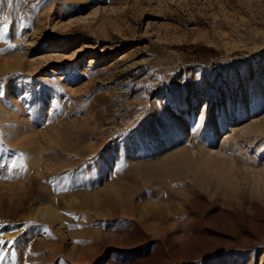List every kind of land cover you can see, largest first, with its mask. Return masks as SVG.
<instances>
[{
    "label": "rangeland",
    "instance_id": "374dc122",
    "mask_svg": "<svg viewBox=\"0 0 264 264\" xmlns=\"http://www.w3.org/2000/svg\"><path fill=\"white\" fill-rule=\"evenodd\" d=\"M0 264H264V0H0Z\"/></svg>",
    "mask_w": 264,
    "mask_h": 264
},
{
    "label": "bare ground",
    "instance_id": "6f19581e",
    "mask_svg": "<svg viewBox=\"0 0 264 264\" xmlns=\"http://www.w3.org/2000/svg\"><path fill=\"white\" fill-rule=\"evenodd\" d=\"M179 157V156H178ZM178 157H177V160H178ZM174 158V157H173ZM173 158H172V160H173ZM183 160V159H182ZM187 160V159H186ZM174 161V160H173ZM180 161V160H179ZM185 161V160H184ZM172 162V161H171ZM186 162V161H185ZM180 164V163H179ZM185 164V163H184ZM184 164H183V166H184ZM182 165V164H181ZM181 165H179V166H181ZM160 201V200H159ZM167 202V201H166ZM171 202V201H170ZM157 204V203H156ZM158 204L160 205V203L158 202ZM175 204V203H174ZM173 203L171 204H169V206H168V209L169 208H173L175 211H177V210H179V208L177 207V205H174ZM158 205V206H159ZM166 205V204H165ZM152 206H154V205H152ZM157 205H155L154 207H156ZM157 206V207H158ZM160 207V206H159ZM152 209H154V208H152ZM168 209L166 208V211H164V213H167L168 212ZM170 210V209H169ZM157 211H158V209H157ZM171 211H172V209H171ZM161 213V216H162V212H160ZM163 213V214H164ZM160 216V215H159ZM164 216H165V214H164ZM167 217V216H166ZM166 217H163V218H166Z\"/></svg>",
    "mask_w": 264,
    "mask_h": 264
},
{
    "label": "trees",
    "instance_id": "16d2710c",
    "mask_svg": "<svg viewBox=\"0 0 264 264\" xmlns=\"http://www.w3.org/2000/svg\"><path fill=\"white\" fill-rule=\"evenodd\" d=\"M204 51H207L206 49H203Z\"/></svg>",
    "mask_w": 264,
    "mask_h": 264
},
{
    "label": "snow or ice",
    "instance_id": "6c2138e0",
    "mask_svg": "<svg viewBox=\"0 0 264 264\" xmlns=\"http://www.w3.org/2000/svg\"><path fill=\"white\" fill-rule=\"evenodd\" d=\"M206 107V106H205ZM203 111V110H202ZM196 126V125H195Z\"/></svg>",
    "mask_w": 264,
    "mask_h": 264
}]
</instances>
